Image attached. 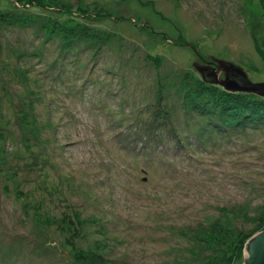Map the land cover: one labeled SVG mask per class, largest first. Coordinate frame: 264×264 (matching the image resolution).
<instances>
[{"label": "rangeland", "instance_id": "obj_1", "mask_svg": "<svg viewBox=\"0 0 264 264\" xmlns=\"http://www.w3.org/2000/svg\"><path fill=\"white\" fill-rule=\"evenodd\" d=\"M216 59L264 81V0H0V264H243L264 123H215Z\"/></svg>", "mask_w": 264, "mask_h": 264}, {"label": "water", "instance_id": "obj_2", "mask_svg": "<svg viewBox=\"0 0 264 264\" xmlns=\"http://www.w3.org/2000/svg\"><path fill=\"white\" fill-rule=\"evenodd\" d=\"M216 65L194 63L203 81L221 85L232 92H247L264 97V81H252L247 72L233 62L216 59ZM221 74L224 76L221 77ZM244 264H264V229L254 234L246 243Z\"/></svg>", "mask_w": 264, "mask_h": 264}, {"label": "trees", "instance_id": "obj_3", "mask_svg": "<svg viewBox=\"0 0 264 264\" xmlns=\"http://www.w3.org/2000/svg\"><path fill=\"white\" fill-rule=\"evenodd\" d=\"M205 82V81H204ZM211 84V83H208ZM220 101L214 104V109L211 110V117L215 118V123L220 127L233 129H244L252 124L264 123V101H252L250 96L254 93H239L224 90ZM256 95V94H254ZM261 97L259 95H256ZM218 99V100H219ZM217 106V107H216ZM169 118L167 115L165 116ZM251 233L240 235L234 246V259H241L245 263L246 243L251 238Z\"/></svg>", "mask_w": 264, "mask_h": 264}, {"label": "flooded vegetation", "instance_id": "obj_4", "mask_svg": "<svg viewBox=\"0 0 264 264\" xmlns=\"http://www.w3.org/2000/svg\"><path fill=\"white\" fill-rule=\"evenodd\" d=\"M210 64L216 65V62L215 61L214 62H210Z\"/></svg>", "mask_w": 264, "mask_h": 264}]
</instances>
